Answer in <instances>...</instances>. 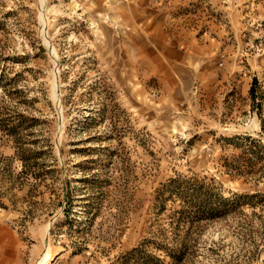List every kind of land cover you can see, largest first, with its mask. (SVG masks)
Here are the masks:
<instances>
[{"label":"rangeland","instance_id":"1","mask_svg":"<svg viewBox=\"0 0 264 264\" xmlns=\"http://www.w3.org/2000/svg\"><path fill=\"white\" fill-rule=\"evenodd\" d=\"M264 264V0H0V264Z\"/></svg>","mask_w":264,"mask_h":264},{"label":"bare ground","instance_id":"2","mask_svg":"<svg viewBox=\"0 0 264 264\" xmlns=\"http://www.w3.org/2000/svg\"><path fill=\"white\" fill-rule=\"evenodd\" d=\"M58 257V252L54 249L50 250V253L47 255V257L43 260L42 264H54L55 260Z\"/></svg>","mask_w":264,"mask_h":264}]
</instances>
